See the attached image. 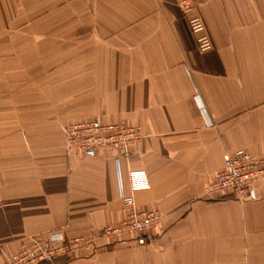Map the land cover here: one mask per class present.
Masks as SVG:
<instances>
[{
	"label": "crops",
	"instance_id": "1",
	"mask_svg": "<svg viewBox=\"0 0 264 264\" xmlns=\"http://www.w3.org/2000/svg\"><path fill=\"white\" fill-rule=\"evenodd\" d=\"M0 0V264L31 236H95L120 192L163 213L145 245L104 237L54 264H264V179L208 197L225 154L264 153V0ZM200 16L212 48L199 52ZM138 125L124 154L62 128ZM143 169L149 186L130 190Z\"/></svg>",
	"mask_w": 264,
	"mask_h": 264
},
{
	"label": "built area",
	"instance_id": "2",
	"mask_svg": "<svg viewBox=\"0 0 264 264\" xmlns=\"http://www.w3.org/2000/svg\"><path fill=\"white\" fill-rule=\"evenodd\" d=\"M189 0L176 1L182 11L191 8ZM189 30L197 36V48L205 52L212 48L211 38L205 33V24L200 16H194L188 21ZM62 131L65 134V144L69 150L81 154L95 152L100 149L121 150L127 155L129 147L145 135L138 125L124 122H102L97 117L88 118L66 124ZM221 168L211 175L203 189L204 196L225 197L236 196L244 199L255 195L253 184L264 179V153L254 154L241 150L236 154H225ZM145 170L131 169L128 182L131 191L149 186ZM126 209L125 216L117 222L108 223L95 236H68L61 229L52 230L44 235L29 237L10 255L6 264H54L60 259L77 254L83 248L100 245L101 237L118 238L119 235L135 236L137 242L145 245L150 239V232L160 223L163 213L156 209L138 208L131 193L120 192Z\"/></svg>",
	"mask_w": 264,
	"mask_h": 264
},
{
	"label": "rangeland",
	"instance_id": "3",
	"mask_svg": "<svg viewBox=\"0 0 264 264\" xmlns=\"http://www.w3.org/2000/svg\"><path fill=\"white\" fill-rule=\"evenodd\" d=\"M4 5H0V7H3ZM189 26V25H188ZM194 34V33H193ZM196 39H197V37H196ZM197 41V40H196ZM196 41H195V44H196ZM196 48H197V44H196ZM197 50L199 51V49L197 48ZM200 52V51H199ZM206 52V51H205ZM204 52V53H205Z\"/></svg>",
	"mask_w": 264,
	"mask_h": 264
},
{
	"label": "bare ground",
	"instance_id": "4",
	"mask_svg": "<svg viewBox=\"0 0 264 264\" xmlns=\"http://www.w3.org/2000/svg\"><path fill=\"white\" fill-rule=\"evenodd\" d=\"M114 150H116V149H114ZM234 197H236V196H234ZM237 198V197H236ZM239 198H237V200H238ZM239 200H241V199H239Z\"/></svg>",
	"mask_w": 264,
	"mask_h": 264
}]
</instances>
